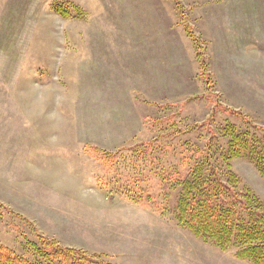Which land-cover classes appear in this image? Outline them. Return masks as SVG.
I'll list each match as a JSON object with an SVG mask.
<instances>
[{
	"label": "rangeland",
	"instance_id": "obj_1",
	"mask_svg": "<svg viewBox=\"0 0 264 264\" xmlns=\"http://www.w3.org/2000/svg\"><path fill=\"white\" fill-rule=\"evenodd\" d=\"M227 125L264 139V0H0V246L252 264L173 210L207 156L264 202L255 163L220 159Z\"/></svg>",
	"mask_w": 264,
	"mask_h": 264
},
{
	"label": "trees",
	"instance_id": "obj_2",
	"mask_svg": "<svg viewBox=\"0 0 264 264\" xmlns=\"http://www.w3.org/2000/svg\"><path fill=\"white\" fill-rule=\"evenodd\" d=\"M60 10L58 6L56 11ZM198 59L204 71L200 53ZM222 133L229 141L220 159L228 169L231 160L247 157L264 174V139L251 137L249 131H237L231 125L224 127ZM211 162L212 159L207 156L193 162L187 171V178L181 173L175 175L182 183V190L173 207L179 225L223 251L237 248L241 260L264 264V202L251 191H239L237 177L231 171L219 174L221 166ZM141 200L140 205L143 206ZM146 200L152 202L149 196ZM39 239L42 241L40 246L30 243L35 260L0 246V264H114L104 260L109 258L106 255H89L82 250L63 247L54 239Z\"/></svg>",
	"mask_w": 264,
	"mask_h": 264
},
{
	"label": "crops",
	"instance_id": "obj_3",
	"mask_svg": "<svg viewBox=\"0 0 264 264\" xmlns=\"http://www.w3.org/2000/svg\"><path fill=\"white\" fill-rule=\"evenodd\" d=\"M151 68H148L147 71L145 72H142V77H149V82L150 81H153L154 82V85L156 86V88H159L160 87V84H161V79H162V71L160 69V67L156 66V67H153V69L151 70ZM145 75V76H144ZM159 96V95H157Z\"/></svg>",
	"mask_w": 264,
	"mask_h": 264
}]
</instances>
